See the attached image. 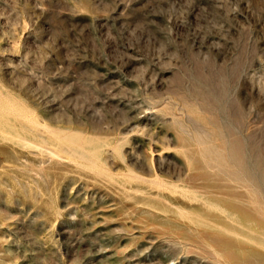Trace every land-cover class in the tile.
Here are the masks:
<instances>
[{"label": "rangeland", "instance_id": "rangeland-1", "mask_svg": "<svg viewBox=\"0 0 264 264\" xmlns=\"http://www.w3.org/2000/svg\"><path fill=\"white\" fill-rule=\"evenodd\" d=\"M263 184L264 0H0V264H264Z\"/></svg>", "mask_w": 264, "mask_h": 264}, {"label": "bare ground", "instance_id": "bare-ground-1", "mask_svg": "<svg viewBox=\"0 0 264 264\" xmlns=\"http://www.w3.org/2000/svg\"><path fill=\"white\" fill-rule=\"evenodd\" d=\"M5 100H7V99H5ZM8 101V100H7ZM10 103V102H9ZM8 103V104H9ZM11 104V103H10ZM24 105V104H23ZM11 106V105H10ZM12 109H13V106L11 107ZM11 109V110H12ZM15 110H17V109H15ZM15 110H13V111H15ZM18 112V111H17ZM13 113V112H12ZM22 114V113H21ZM34 114V113H33ZM23 115V114H22ZM28 115V114H27ZM15 117H17V114H16V116ZM26 117V116H25ZM24 117V118H25ZM31 117H34V116H31ZM21 118V117H20ZM26 118H28V117H26ZM36 118V117H35ZM37 119V118H36ZM20 122H23V121H20ZM32 122H34V121H32ZM26 123H27V121H26ZM25 123V124H26ZM30 123V122H29ZM34 124H36V123H34ZM43 124V123H42ZM37 125V124H36ZM28 126V125H27ZM40 126V125H39ZM30 127V126H29ZM38 127V126H37ZM46 127V126H45ZM30 128H33L32 126L30 127ZM38 128H40V127H38ZM42 128V127H41ZM34 129V128H33ZM36 129V128H35ZM42 130V129H41ZM47 130V129H46ZM46 130H44V131H46ZM50 130V129H49ZM49 130H48V132H49ZM38 131V130H37ZM40 131V130H39ZM37 132V133H41V132ZM54 131V130H53ZM53 131H51L52 133H54ZM205 131V130H204ZM51 132H49V136L51 135L50 133ZM42 133H45V132H42ZM71 133V132H70ZM2 134V133H1ZM204 134V133H203ZM207 134V133H206ZM42 135H44V134H42ZM46 135V134H45ZM49 136H47V137H49ZM204 136V135H203ZM13 138V137H12ZM56 138V137H55ZM50 139H51V137H50ZM23 140V139H22ZM25 140V139H24ZM60 140V139H59ZM58 140V141H59ZM28 141V140H27ZM199 141V140H198ZM211 141V140H210ZM30 142V141H29ZM200 142V141H199ZM198 142V143H199ZM34 143V142H33ZM31 144V143H30ZM34 145V144H33ZM36 145H39V144H35V146ZM203 145V144H202ZM201 145V146H202ZM76 146V145H75ZM38 147H41V145L40 146H38ZM43 147V146H42ZM41 147V148H42ZM45 147V146H44ZM79 147V146H78ZM213 147V146H212ZM43 149V148H42ZM47 149H49L48 147H47ZM46 150V149H45ZM47 151H49V150H47ZM152 151V150H151ZM49 152H51L52 154L54 153L53 151H52V149H51V151H49ZM162 152V151H161ZM56 154V153H55ZM44 155V154H43ZM162 157V156H161ZM186 157V156H185ZM210 157V156H209ZM132 158V157H131ZM151 158H152V156H151ZM158 158V157H157ZM163 158V157H162ZM37 160V159H36ZM150 160H152V159H150ZM156 160V159H155ZM33 161H34V159H33ZM42 161V160H41ZM48 161V160H47ZM71 162H72V160H70ZM43 162V161H42ZM74 162V161H73ZM21 163H22V161H21ZM41 163V162H40ZM43 164V163H42ZM152 165H153V163H152ZM27 166H29V165H27ZM94 170V169H93ZM148 170V169H147ZM98 171V170H97ZM99 172V171H98ZM146 173V172H145ZM156 173V172H155ZM115 174V173H114ZM125 174V173H124ZM138 174V173H137ZM38 175V174H37ZM126 175L127 174H125V177H126ZM158 175V174H157ZM106 176V175H105ZM115 176V175H114ZM117 176V175H116ZM119 176V175H118ZM121 176V175H120ZM124 176V175H123ZM127 176H129V175H127ZM132 176V175H131ZM228 176V175H227ZM124 177V178H125ZM158 177V176H157ZM230 177V176H229ZM110 178V177H109ZM128 178H130V176L128 177ZM135 178V177H134ZM148 178V177H147ZM47 179V178H46ZM137 179V178H136ZM161 179V178H160ZM174 179V178H173ZM113 180V179H112ZM111 180V181H112ZM131 180H132V178H131ZM135 180V179H134ZM159 180V179H158ZM243 180V179H242ZM138 181V180H137ZM181 181V180H180ZM248 181V180H247ZM143 182V181H142ZM152 182H153V180H152ZM177 182V181H176ZM206 182V180L205 179H199L198 177H195V176H192V177H190L189 178V180L187 181V186L190 188V189H193V190H201V191H203L206 195H208V196H210L211 197V202H212V204L213 205H215V206H217V207H219V208H223L226 212H227V214H229L230 216L232 215L234 218H236V220H237V224L240 226V227H242V228H244V229H247L248 231H250V232H253V233H257L258 232V229H256L257 228V226H256V224H257V221L255 220V217H254V214L251 212V210H249L247 207V205H246V200L244 199V198H242V197H238L235 193H231V192H222V191H220L219 189H217V188H214V187H212V186H210L209 184H206L205 183ZM139 183H140V181H139ZM139 183H137V184H139ZM246 183V182H245ZM153 184V183H152ZM152 184H150V186L152 185ZM161 184V183H160ZM155 185H157V184H155ZM177 185V184H176ZM264 185V184H263ZM153 186V185H152ZM151 186V187H152ZM162 186V185H161ZM167 186V185H166ZM169 186V185H168ZM154 187L155 186H153V188L152 189H154ZM172 187H174V186H172ZM254 187V186H253ZM47 188V187H46ZM87 188V187H86ZM113 188V187H112ZM158 189L159 188H161L160 186H158L157 187ZM157 188H155V189H157ZM164 188V187H163ZM166 188V187H165ZM157 189V190H158ZM175 189V188H174ZM187 189V188H186ZM253 189V188H252ZM47 190V189H46ZM87 190V189H86ZM168 190V189H167ZM177 190V189H176ZM188 190V189H187ZM130 191V190H129ZM161 191V190H160ZM51 193V192H50ZM96 195V194H95ZM247 195V194H246ZM186 196V195H185ZM81 197V196H80ZM99 197V196H98ZM93 198V197H92ZM91 198V199H92ZM82 199V198H81ZM97 201H99V200H97ZM172 205H174V206H176V204H174V203H171ZM161 206V205H160ZM85 210V209H84ZM54 213V212H53ZM58 213H59V211H58ZM58 213H56V214H58ZM120 214V213H119ZM88 217V216H87ZM204 218V217H203ZM128 220V219H127ZM125 227V226H124ZM123 227V228H124ZM205 227V226H204ZM103 229V228H102ZM99 230V229H98ZM6 249V248H5ZM3 251H4V249H3ZM10 256V255H9ZM10 257H12V256H10ZM9 257V258H10ZM12 259H13V257H12Z\"/></svg>", "mask_w": 264, "mask_h": 264}]
</instances>
